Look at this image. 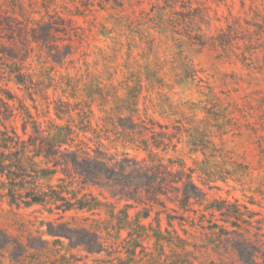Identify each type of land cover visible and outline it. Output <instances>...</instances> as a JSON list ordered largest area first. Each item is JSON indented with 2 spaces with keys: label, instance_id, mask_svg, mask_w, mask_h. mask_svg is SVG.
<instances>
[{
  "label": "trees",
  "instance_id": "obj_1",
  "mask_svg": "<svg viewBox=\"0 0 264 264\" xmlns=\"http://www.w3.org/2000/svg\"><path fill=\"white\" fill-rule=\"evenodd\" d=\"M10 5L13 12L0 11V201L17 209L106 211L110 219L54 233L91 254L99 253L106 242L101 230L111 236V231L128 227L124 239L108 245L114 252L125 251L129 258L140 254V259L146 257L156 264H194L186 247L190 239H204L230 245L238 254L237 261L224 264H264V214L249 207L264 209V182L255 192L258 200L253 196L247 203L208 199L204 187L210 189V183L225 180L219 170L207 165L222 155L208 122L195 124L193 119L183 118L185 124L182 120L172 126L162 124L148 114L154 107L150 99L144 97L140 108L137 90L128 89L123 97L116 89L93 84L83 89L85 100L57 98L54 118L40 120L36 96L47 99L53 79L26 63L38 51V56L44 54L46 61L62 66L73 54L71 41L82 42L83 34L71 19L58 14L33 17L27 9L31 3L26 6L24 0H10ZM189 22L195 23L193 19ZM66 86L73 95L79 91L78 84ZM112 143L143 155H131L127 150L119 153ZM180 144L187 155L200 153L203 160L188 166L182 156L169 155ZM55 176L56 184L41 182ZM90 188L98 189L102 199L88 191ZM119 202L124 204L115 213ZM128 209L138 211L132 222L127 220ZM151 212L156 225H142L141 218H148ZM163 213L166 227L161 228ZM1 234L5 240L6 234ZM142 241H152V246L143 247ZM137 247H141L139 254Z\"/></svg>",
  "mask_w": 264,
  "mask_h": 264
},
{
  "label": "rangeland",
  "instance_id": "obj_2",
  "mask_svg": "<svg viewBox=\"0 0 264 264\" xmlns=\"http://www.w3.org/2000/svg\"><path fill=\"white\" fill-rule=\"evenodd\" d=\"M0 1V11L13 12L10 0ZM24 2L26 6L31 3L27 9L33 17L58 14L71 19L83 34L82 42L71 41L73 54L62 66L46 61L38 51L26 63L31 70L53 79L47 99L36 96L40 120L54 118L53 101L57 98L85 100L83 89L89 84L116 89L123 97L133 88L139 92L140 108L144 97L150 99L154 107L148 114L162 124L172 126L176 120L185 124L183 118L193 119L195 124L208 122L222 155L210 159L207 165L225 177L224 181L210 183V189L204 187L210 201L237 199L247 203L250 196L258 200L255 192L264 182V0ZM191 19L193 25L189 24ZM222 35L225 38H220ZM43 79L48 85L45 76ZM66 83L71 87L78 84L79 91L73 95ZM26 103L35 113L32 103ZM92 109L98 117L96 104ZM110 146L119 153L127 150L131 155H143L119 143ZM183 147L180 144L178 151L169 155L182 156L188 166L203 160L200 153L187 155ZM56 177L41 182L53 185ZM88 191L102 199L98 189ZM123 204L116 203L114 212L118 213ZM249 207L264 214V209L256 205ZM137 212L128 209V222ZM215 214L218 218V212ZM165 216L161 214V228L166 227ZM153 217L151 212L148 218H141V224L155 226ZM105 219H110L106 211H46L40 206L17 209L3 199L0 232L6 239L2 240L0 233V245L7 244L0 247V264H156L146 257L140 259L141 247L136 248L139 255L129 258L125 251L114 252L108 245L124 239L128 227L111 231V236L101 230L106 242L99 253L92 254L54 234L88 228L95 220ZM189 241L186 250L194 264H224L238 259L230 245L224 247L204 239ZM141 244L151 247L152 241Z\"/></svg>",
  "mask_w": 264,
  "mask_h": 264
}]
</instances>
